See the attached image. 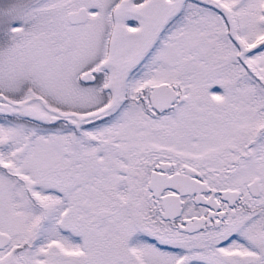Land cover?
<instances>
[{"label": "snow or ice", "instance_id": "snow-or-ice-1", "mask_svg": "<svg viewBox=\"0 0 264 264\" xmlns=\"http://www.w3.org/2000/svg\"><path fill=\"white\" fill-rule=\"evenodd\" d=\"M0 264H264V0H0Z\"/></svg>", "mask_w": 264, "mask_h": 264}]
</instances>
